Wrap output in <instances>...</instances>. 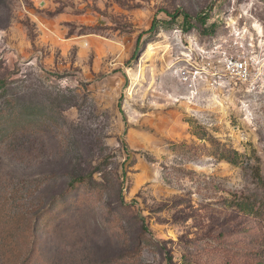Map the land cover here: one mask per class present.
I'll list each match as a JSON object with an SVG mask.
<instances>
[{
    "label": "rangeland",
    "instance_id": "374dc122",
    "mask_svg": "<svg viewBox=\"0 0 264 264\" xmlns=\"http://www.w3.org/2000/svg\"><path fill=\"white\" fill-rule=\"evenodd\" d=\"M0 264H264V0H0Z\"/></svg>",
    "mask_w": 264,
    "mask_h": 264
},
{
    "label": "built area",
    "instance_id": "2783aa9c",
    "mask_svg": "<svg viewBox=\"0 0 264 264\" xmlns=\"http://www.w3.org/2000/svg\"><path fill=\"white\" fill-rule=\"evenodd\" d=\"M224 72L232 78L246 80L250 75V65L247 60L227 58L224 62Z\"/></svg>",
    "mask_w": 264,
    "mask_h": 264
},
{
    "label": "trees",
    "instance_id": "16d2710c",
    "mask_svg": "<svg viewBox=\"0 0 264 264\" xmlns=\"http://www.w3.org/2000/svg\"><path fill=\"white\" fill-rule=\"evenodd\" d=\"M181 15H183V14H179L178 16H176V14L172 15L173 16L172 19H176L177 17H180ZM196 19L199 20L203 24H205L207 22V19L203 18V16H198ZM184 24H185L187 30L193 28V24H191L189 22V16L188 15H184ZM157 30H158V25L157 24H153V26L150 29V32L151 33H156ZM232 162L234 163L233 160H232ZM85 180H86L85 176H79V177L73 179L72 185L74 187L76 182H85ZM145 229H147V228L145 227Z\"/></svg>",
    "mask_w": 264,
    "mask_h": 264
}]
</instances>
